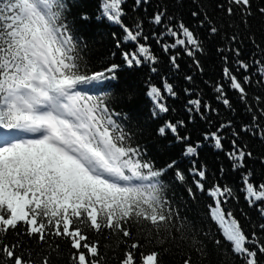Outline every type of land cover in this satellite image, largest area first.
<instances>
[{"label": "snow or ice", "instance_id": "obj_1", "mask_svg": "<svg viewBox=\"0 0 264 264\" xmlns=\"http://www.w3.org/2000/svg\"><path fill=\"white\" fill-rule=\"evenodd\" d=\"M126 2L100 0L96 18L118 26L123 33L122 42L136 45L133 52L122 53L128 68L146 66L152 74H157L160 60L147 43L149 35L144 33V21L137 18L130 27L122 19L126 15L122 5ZM148 3L149 0H134L132 11ZM227 3L228 16L234 14L233 5L239 8L242 17L252 14L251 0H227ZM67 12L66 0H0V233L15 231L17 236L47 244L44 251L48 254L39 264H49L52 251L59 248V245L53 247L49 238L68 240L75 250L70 253V264H100L102 258L97 244L82 243L87 240L85 230L100 233L108 229L129 237L131 233L126 227L129 222L147 229L149 235L155 233L161 245L165 242L161 233L173 239L179 234L181 240L190 241V246L202 258L207 257L195 224L182 217L166 196L168 186L163 177L177 161L173 160L165 168H156L144 158L146 150L134 142L131 131L120 119L121 113L110 106L111 94H93L106 81L117 79L119 65L112 64L101 71L88 69L80 42L67 21ZM259 12L264 14V8ZM166 15V9L156 11L148 22L163 29L150 35L168 55L169 70L180 69L177 62L180 52L169 55L179 48L203 72L196 59L197 53L204 52L201 40L183 22L175 26L166 24ZM191 15L195 18L199 13L193 11ZM172 19L167 16L168 21ZM244 23L247 24L246 18ZM205 24L210 37L218 33L219 29L207 14L199 21L200 27ZM121 40L117 41V48L121 47ZM236 40L233 35L231 41ZM256 47L259 49V45ZM229 51L237 57L235 72H243V80L227 66L228 57L223 56V81L212 87L215 100L226 110L235 112L225 89L227 84L228 90L236 93L239 102L245 105L251 121L241 125L238 131L232 120L221 121L215 131L203 133V141L190 143L191 136L181 135L180 129L193 123L197 116L211 125L210 117L219 115L220 110L202 100L199 94L191 98L192 89L185 88V95L190 97L184 106L187 120H165L157 132L161 137L171 135L176 143L182 144V155L186 158L198 157L204 144L223 152L231 170L240 173L239 190L248 207L264 219V182L253 183V172L246 163L254 158L253 153L247 145L237 143L241 133L264 143V125L259 122L264 118V107L257 115L248 102L245 87L253 86L255 79L264 88V49H259L260 57L254 56L250 63L239 59V48H229ZM161 79L162 87L149 82L145 91L154 119L170 111L168 98L178 97L167 78ZM184 79L191 83L193 77L186 75ZM255 102L264 104V98L256 96ZM226 130L233 137L228 151L223 144L227 139ZM259 162L264 165V157ZM189 171L193 177H199L194 180L196 189L204 191L206 167L196 168L193 160ZM224 171L221 166V176ZM175 176L178 184L185 182L179 169ZM187 191L190 197L195 196L192 188ZM208 196L213 199L208 216L216 227L217 247L223 243L227 255L240 264H262L264 223L258 226L259 236L256 231L245 234L234 214L223 207L229 200L238 199L228 185L215 184L208 190ZM138 247V243L131 245L133 249ZM21 248L19 241L12 245L0 244V264H36L31 250L17 254ZM120 264H136L134 253L125 252ZM140 264H160V253H141ZM183 264H192L191 255Z\"/></svg>", "mask_w": 264, "mask_h": 264}, {"label": "trees", "instance_id": "obj_2", "mask_svg": "<svg viewBox=\"0 0 264 264\" xmlns=\"http://www.w3.org/2000/svg\"><path fill=\"white\" fill-rule=\"evenodd\" d=\"M68 4L67 21L71 25L73 35L80 42L81 52L84 57V63L90 71H101L104 68L116 64L119 68L116 71V80L106 81L99 87V92L93 94L110 93V106L118 113H121V121L126 128L131 131L134 142L138 143L142 149L146 150L145 159L152 162L156 168H165L173 160L177 161L174 168L169 169L163 177V182L168 186L166 196L171 201L172 207L179 211L182 217H186L193 222L197 228L199 240L203 242L207 257H201L197 251L190 246V241L181 240L179 234L175 239L165 233V242L161 245L155 233L148 234V230L142 228L136 223L129 222L126 227L130 231L129 237H124L122 232H112L103 229L100 233L86 229L87 240L82 243H96L100 257V264H120L127 251L135 255L136 264H140L141 253L147 254L152 251L160 253V264H183L185 258L191 255L192 264H240L239 260H234L225 252V245L222 243L218 248L215 244L217 237L216 227L208 216V206L213 204V199L208 196V190L215 184L221 186L228 185L233 188L235 196L229 200L223 207L225 211H231L236 219L240 222L245 234L250 235L256 231L260 235L259 224L264 223L254 208H249L240 192V173L233 172L230 164L223 152L214 151L208 144H204L199 149L198 157L186 158L182 155L183 145L176 143L175 139L169 135L161 137L158 135V128L165 120L175 122L178 119L187 120V112L184 110L186 101L190 98L185 95L184 89H192V97L197 94L201 99L210 103L214 108H219V115H212L210 118L213 123L209 125L201 120L198 116L193 123L187 124V127L180 129L181 135H190V143L203 141L205 131H215L221 121L232 120L234 127L238 131L240 126L251 121V115L248 114L245 105L241 104L237 94L228 90L227 84L225 89L228 91V98L232 101L235 112L226 110L222 104L215 100V93L212 90L213 85L223 81V68L225 62L223 56L228 57L227 66L233 70L241 81L243 72H235V56L229 48H239V59L250 63L251 59L256 56L260 57L259 49H264V14L259 12L264 8V0H251V15L242 17L239 8L233 5L234 14L228 16L226 9L229 6L227 0H149L148 4L142 5L132 11L134 0H127L122 5L126 15L122 17L125 24L130 27L135 23L137 18L144 21V33L149 35L148 44L151 45L152 52L159 58L160 63L157 65L159 72L152 74L144 66L140 68H128L122 58V53L133 52L136 45L133 43H123L121 37L122 30L118 26L110 25L106 20H97L100 0H66ZM223 4V8L217 5ZM166 9L167 15L165 23L173 26L183 22L189 27L196 36L201 40L204 52L197 53L196 59L199 60L203 72L196 69L192 58L183 54L182 49H176L169 55H175L180 52L177 62L180 65L179 71H170L168 64V55H165L160 46L151 38L150 33L155 31L160 33L162 27H154L149 24V18L159 10ZM196 11L198 17H193L191 13ZM212 20L219 29L215 36H209L208 25L199 26V21L204 15ZM87 16L88 19H82ZM167 16H172L171 21ZM246 18L247 24L244 23ZM116 33V36H113ZM235 35L237 40L233 43L231 37ZM121 40V47L117 48V41ZM254 41V43H253ZM144 41L141 40V43ZM256 45H259L257 49ZM217 49L224 51L218 52ZM115 53V55H113ZM191 75L193 80L187 82L184 77ZM162 77H166L168 82L177 92V99H167L170 111L163 116L154 119L151 115V102L145 96L148 83L162 87ZM206 81L208 83H206ZM248 95V102L256 111L264 107V104L257 105L255 97L264 98V88L253 79V86H245ZM174 109V111H172ZM127 117L125 119L124 117ZM264 125V118L259 121ZM224 135L227 139L223 141L226 151L231 150V140L233 137L230 131L226 130ZM237 143L241 146L247 145V149L253 153V159L248 160L247 168L253 172L252 181L255 184L264 182V165L259 162L260 157H264V143L254 139L252 136L241 133ZM195 167H206V179L202 181L204 191L196 189L194 180L199 177H193L190 169ZM223 166L225 171L221 176L220 167ZM179 169L185 176V182L178 184L176 181V170ZM242 169L241 171H246ZM188 188L195 192L194 197L188 195ZM222 239V238H221ZM21 242L23 248L17 249V254L25 249L31 250L32 258L39 264L44 255L48 253L47 244H38L36 240H30L27 236H17L15 231H9L7 234L0 233V244H16ZM48 242L59 245L58 250L52 251L49 264H70V243L65 238H49ZM133 243H138L140 247L131 248ZM86 251V250H85ZM39 254V256H38ZM27 259V253H25ZM264 264V257H261Z\"/></svg>", "mask_w": 264, "mask_h": 264}]
</instances>
